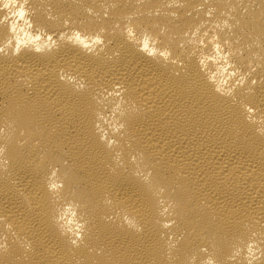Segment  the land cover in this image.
<instances>
[{
	"label": "bare ground",
	"instance_id": "obj_1",
	"mask_svg": "<svg viewBox=\"0 0 264 264\" xmlns=\"http://www.w3.org/2000/svg\"><path fill=\"white\" fill-rule=\"evenodd\" d=\"M12 2L0 264H264V0ZM20 4L56 47L12 54Z\"/></svg>",
	"mask_w": 264,
	"mask_h": 264
},
{
	"label": "clouds",
	"instance_id": "obj_2",
	"mask_svg": "<svg viewBox=\"0 0 264 264\" xmlns=\"http://www.w3.org/2000/svg\"><path fill=\"white\" fill-rule=\"evenodd\" d=\"M26 2L27 0H25V3ZM16 6L17 5L15 3V0H13L12 7L15 8ZM13 16L17 17L19 20H23L24 24L26 25V28H18L15 22L11 25V32L15 34V40H16V45L12 53L13 55H19L22 49L27 48L29 46H31L33 50L37 53H40L44 51L45 49L51 50L52 48L56 47V41L53 39V35L49 34L47 35L46 39L42 40V36H43L42 34H36L33 36L29 33L28 29L32 28V24L27 19H25V17L27 16V12L25 10L24 4L19 5L18 11L13 12ZM21 33H23V35H21ZM128 35L129 36L133 35L131 29L128 30ZM61 38H63V36H61ZM69 39L71 40L72 38L70 37ZM76 41L82 44L83 47L88 49L89 51H91L96 46H100L103 44V40L100 39L99 37L94 39L90 44L84 43L83 41L80 40L79 34H76ZM10 45H11V41H9V46ZM143 50L144 49H141V51ZM3 51L4 49L0 48V52H3ZM161 55L164 56L165 59H167V54L161 53ZM173 63H175V61H173ZM224 72H227V68L222 70L221 72L222 77H223ZM236 75L237 74L235 72H228L227 77L222 78L217 83L215 90L218 93L224 94V86H226L229 80ZM61 79H63V77H61ZM213 82H215L214 77H213ZM244 82H245L244 78L241 77L240 79L236 80L235 84L232 87L234 88L236 86H243ZM252 83L255 84L256 81L253 80ZM228 92L230 94L231 89H228ZM248 111L252 112L253 110L248 109ZM97 127L99 128V125H97ZM106 137H107V133H105L104 136L101 137V140H105ZM107 143L109 146H111L113 141L107 140ZM59 187H62V185H53V188H59ZM168 226L169 225H166V227ZM72 236H74L75 238L71 240V243L73 245H77V242L82 239L81 227L79 225H77L76 229L72 231ZM248 251H249V256L251 257V259H254L257 261L260 259V257L257 256L253 252V246L250 245ZM251 259L249 261V264H251Z\"/></svg>",
	"mask_w": 264,
	"mask_h": 264
}]
</instances>
